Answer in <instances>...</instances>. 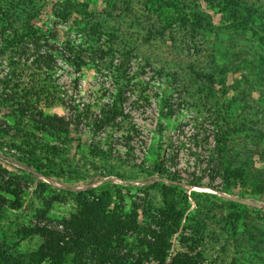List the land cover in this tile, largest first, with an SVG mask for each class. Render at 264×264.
Returning a JSON list of instances; mask_svg holds the SVG:
<instances>
[{
  "label": "rangeland",
  "instance_id": "rangeland-1",
  "mask_svg": "<svg viewBox=\"0 0 264 264\" xmlns=\"http://www.w3.org/2000/svg\"><path fill=\"white\" fill-rule=\"evenodd\" d=\"M40 1L49 9L39 29L62 56L54 82L89 118L73 121L70 135L54 136L29 119L6 117L0 191L13 200L5 189L20 190L19 204L10 200L0 213V249L21 255L35 249L41 238L25 236L21 224L31 226L38 209L54 220L69 216L79 190L120 186L125 209L144 191L157 203L159 192L148 184L170 182L153 170L161 153L175 160L168 169L182 176L190 209L195 190L200 215L210 216L195 245L203 264H264V0H236L249 20L235 22L220 11V0H70L74 7L65 19L52 6L66 0ZM84 8L87 23L81 22ZM74 53L85 60L78 68L64 59ZM119 87L130 115L120 126L96 128L95 115ZM168 106L173 111L165 115ZM43 109L70 115L59 104ZM217 129L229 138L233 164L245 166L246 182L229 191L221 188V171L210 179L207 159Z\"/></svg>",
  "mask_w": 264,
  "mask_h": 264
},
{
  "label": "trees",
  "instance_id": "trees-1",
  "mask_svg": "<svg viewBox=\"0 0 264 264\" xmlns=\"http://www.w3.org/2000/svg\"><path fill=\"white\" fill-rule=\"evenodd\" d=\"M218 3L220 11L233 22L243 18L249 20L236 0H220ZM46 6L40 0H0V130L10 127L6 117L11 116L14 123L26 118L46 134L68 136L73 121H80L83 115L88 117L81 112L83 106L79 110L80 104L68 99L54 82V71L62 56L37 23ZM72 7L74 4L66 0L62 5L56 1L52 9L56 16L65 19ZM82 11L81 22H89L85 17L89 16V11L85 8ZM193 15L199 22V14L195 12ZM64 59L73 61L77 68L85 63L78 53L64 56ZM127 98L124 89L119 87L111 102H105L100 113L95 115L92 123L96 128L112 123L120 126L130 115L123 106ZM57 104L69 109L70 115L64 117L44 112V107ZM168 109L165 115L173 111L170 106ZM128 129H135L134 125H129ZM212 137L214 144L207 159L213 170L210 179L221 171V188L229 191L235 183L246 182L245 166L233 164L235 160L229 152L232 146L227 143L228 136H222V131L217 129ZM49 147L56 150L54 146ZM48 159L52 161V158ZM168 161L173 163L175 160L158 153L153 170L160 176L165 175L170 182L155 180L148 184L149 188L159 192L160 201L157 203L150 192L144 191V196L131 200L130 208L125 209L120 186L115 190H79L74 195L75 211L69 216L54 220L47 216L45 209H38L31 226L21 224L20 231L25 236L37 234L41 241L35 249L23 255L1 248L0 264H203L195 245L210 216L206 210L200 215L195 190L191 191L195 206L190 209L189 196L181 185L183 178L178 170L168 169ZM35 165L40 169L38 164ZM184 179L188 184H201L195 178ZM255 189L262 192L259 187ZM19 190L17 187L5 189L12 193L13 200L0 191V213L10 200L13 207L19 204ZM226 201L232 206L247 208L236 200ZM197 210L199 215L195 216ZM189 225L193 231L188 229ZM174 238L178 243L175 249Z\"/></svg>",
  "mask_w": 264,
  "mask_h": 264
}]
</instances>
